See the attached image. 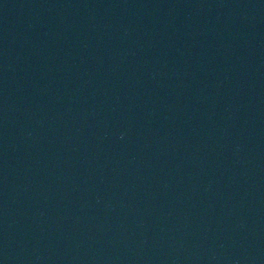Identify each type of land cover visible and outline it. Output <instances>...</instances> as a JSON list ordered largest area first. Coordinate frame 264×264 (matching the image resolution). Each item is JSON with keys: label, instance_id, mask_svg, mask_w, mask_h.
<instances>
[{"label": "water", "instance_id": "1", "mask_svg": "<svg viewBox=\"0 0 264 264\" xmlns=\"http://www.w3.org/2000/svg\"><path fill=\"white\" fill-rule=\"evenodd\" d=\"M0 264H88L0 159Z\"/></svg>", "mask_w": 264, "mask_h": 264}]
</instances>
